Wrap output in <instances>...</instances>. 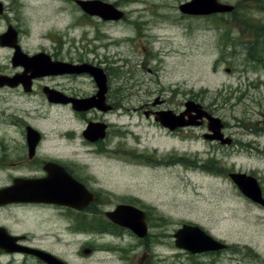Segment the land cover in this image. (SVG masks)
<instances>
[{"label":"flooded vegetation","instance_id":"flooded-vegetation-1","mask_svg":"<svg viewBox=\"0 0 264 264\" xmlns=\"http://www.w3.org/2000/svg\"><path fill=\"white\" fill-rule=\"evenodd\" d=\"M20 2L0 0V256L20 255L47 264L32 250L57 255L35 242L45 240L55 242L56 246L64 242L69 246V241L81 236L87 239L93 254L122 252L129 256L135 250L140 253L137 264H154L155 259L165 263L164 256L168 264H221L227 258L234 262L236 256L243 264H263L253 251L236 250L235 245L226 243L213 228L203 224L182 222L172 232L170 214L140 198L122 197L102 185L98 175L88 171L90 165L77 157L73 146L80 140L82 146L90 147L88 152L95 147L94 153L105 163L126 157L135 163L141 159L144 164L172 167L207 158V164H203L206 175L217 177L219 170L214 165L220 150L224 153V149L237 146L234 133L224 122V143L218 138L220 131H216L212 120L219 118L217 101L203 96L200 97L204 100L160 95L142 105H129L136 94H125L121 84L123 73L117 70V62L76 57L68 33L51 31L41 35L31 26V35V27L27 30L24 26V13L19 16ZM85 16L105 24L116 22ZM52 32L57 33L56 37ZM31 37L33 44L29 42ZM112 42L105 44L110 50ZM94 50L87 54L96 55ZM82 83L90 85V92L85 93ZM132 115L136 118L134 128L132 123L123 122L124 117L133 119ZM140 121L144 122L146 132L138 130ZM43 122L51 128L43 129ZM77 124L81 126L79 130ZM148 132L159 140L194 146L196 151L185 147L183 151L159 147L141 150L139 146ZM128 138L138 144L134 149L131 145L134 154L130 157L126 155ZM99 143L104 144L105 150L98 152ZM103 166V174H113L107 165ZM161 169L164 170L155 171ZM261 188L264 197V187ZM253 204L264 210V206ZM21 220H27L33 231L20 232L19 228L26 225ZM124 224L133 225L135 230ZM185 225L200 227L225 247L196 252L199 246L194 239L195 242L181 248L177 232ZM190 236L195 235L181 234L185 239ZM128 238L135 245L126 249L105 245L107 240L124 243ZM8 239L13 242L12 247L3 242Z\"/></svg>","mask_w":264,"mask_h":264},{"label":"rangeland","instance_id":"rangeland-1","mask_svg":"<svg viewBox=\"0 0 264 264\" xmlns=\"http://www.w3.org/2000/svg\"><path fill=\"white\" fill-rule=\"evenodd\" d=\"M1 1L12 4L14 0ZM102 1L116 5L125 18L105 24L85 16L75 0H21L19 16L24 13L26 25H23L27 30L34 26L37 34L68 33L76 57H101L107 62H117V70L123 73L121 84L125 94H136L129 105H142L160 95L215 99L219 105L216 114L234 133L237 146L233 150L224 149V153L220 150L214 165L215 170H219L217 177L206 175L203 164H207V158L172 167L144 164L141 159L135 163L126 157L108 159L105 163L94 153L95 147L88 152L90 147L82 146L80 140L73 145L77 157L90 165L88 171L98 175L102 185L118 195L140 198L158 207H155L158 211L170 214L172 232L182 222L203 224L213 228L226 243L235 245L236 250L253 251L264 264V210L251 203L229 178L231 172L246 173L258 177L264 187V32L260 33L263 39L258 43L246 42L254 38L246 24L258 20L264 29V0H219L233 5L236 11L212 16L184 14L180 7L192 0ZM33 29L31 27V35ZM57 33L52 32L55 37ZM109 41L114 43L112 50L105 46ZM29 42L33 44L32 37ZM89 50L96 51V55L87 54ZM80 86L85 93L90 92V85L82 83ZM130 117L133 119L124 117L123 122L125 125L132 123L134 128L135 115ZM140 124L138 130L146 132L144 122ZM40 125L43 129L51 128L45 122ZM76 127L79 130L81 126L77 124ZM125 145L128 157L134 154L131 145L133 149L138 147L136 140L131 138ZM145 147L180 151L185 147L196 151L194 146L153 138L149 132L139 146L141 150ZM96 148L98 152L105 150L103 143ZM198 149L204 151L202 147ZM102 162L112 175L103 174ZM159 168L164 170L155 171ZM22 222L27 226L22 225L20 232L33 231L27 220ZM86 241L77 236L68 242L69 246L64 242L56 246L55 242L45 240L35 243L69 264H133L140 257L135 250L129 256L122 252L93 254ZM3 242L13 246L9 239ZM105 245L126 249L135 243L128 238L124 243L107 240ZM88 252L92 254H85ZM171 255L174 256V252ZM238 259L236 256L233 262L227 258L221 264H243ZM163 261L165 263L155 259L154 264H168L165 256ZM0 264L38 263L20 255L6 258L1 255ZM52 264L58 263L52 261Z\"/></svg>","mask_w":264,"mask_h":264},{"label":"water","instance_id":"water-1","mask_svg":"<svg viewBox=\"0 0 264 264\" xmlns=\"http://www.w3.org/2000/svg\"><path fill=\"white\" fill-rule=\"evenodd\" d=\"M76 2L86 13L90 15H99L105 20H119L123 16V13L117 11L111 4L104 3L99 0H77ZM180 10L184 14L188 15L209 16L213 14L232 13L235 10V7L233 5L221 3L218 0H192L189 3L182 5L180 7ZM212 120L217 125L216 131L219 132L221 129V124H219V122H221V120L217 118H212ZM168 121L169 119L166 120V122ZM169 123L171 122L169 121ZM218 138L223 139V135L219 133ZM230 177L237 184V186L245 196H247L252 201L262 204L264 206V199L262 197L261 189L258 180L255 177L245 173H232L230 174ZM124 225L127 226L126 224ZM128 226L133 227L135 229L133 225ZM184 232L189 234L194 233L195 236L188 237V239L185 240L180 237V235ZM196 233H199L202 237L197 235ZM177 234L179 246H183V244L186 242H195L194 239H196L197 244L199 246V251L223 248V245L219 244L218 241L214 240L203 230L197 227L185 226L183 229L179 230ZM35 253L40 256L43 260H46L49 264H52V261H55L58 264H64L62 261L56 259L55 257L45 252L35 251ZM85 254H89V252Z\"/></svg>","mask_w":264,"mask_h":264},{"label":"trees","instance_id":"trees-1","mask_svg":"<svg viewBox=\"0 0 264 264\" xmlns=\"http://www.w3.org/2000/svg\"><path fill=\"white\" fill-rule=\"evenodd\" d=\"M235 11H236V9H235ZM235 11L232 14H234ZM258 22H259L258 20H252L250 25L246 24L247 26H249L251 28V32L254 33L253 34L254 38L251 41H246V42L252 43L253 45L258 43L261 39H263V35L260 34V33L264 32L263 25L262 24L259 25ZM250 58H252V60H253L252 55H250Z\"/></svg>","mask_w":264,"mask_h":264},{"label":"bare ground","instance_id":"bare-ground-1","mask_svg":"<svg viewBox=\"0 0 264 264\" xmlns=\"http://www.w3.org/2000/svg\"><path fill=\"white\" fill-rule=\"evenodd\" d=\"M61 1V0H60Z\"/></svg>","mask_w":264,"mask_h":264}]
</instances>
